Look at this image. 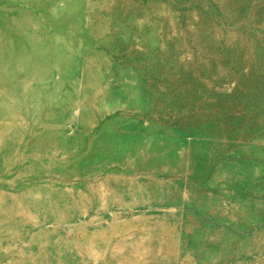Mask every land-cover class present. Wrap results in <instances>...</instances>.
Here are the masks:
<instances>
[{"label":"rangeland","instance_id":"rangeland-1","mask_svg":"<svg viewBox=\"0 0 264 264\" xmlns=\"http://www.w3.org/2000/svg\"><path fill=\"white\" fill-rule=\"evenodd\" d=\"M0 264H264V0H0Z\"/></svg>","mask_w":264,"mask_h":264}]
</instances>
